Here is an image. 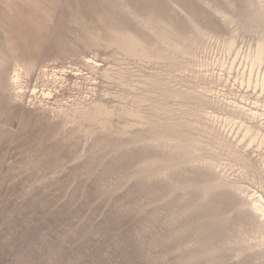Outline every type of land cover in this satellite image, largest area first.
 I'll return each instance as SVG.
<instances>
[{
	"label": "rangeland",
	"instance_id": "rangeland-1",
	"mask_svg": "<svg viewBox=\"0 0 264 264\" xmlns=\"http://www.w3.org/2000/svg\"><path fill=\"white\" fill-rule=\"evenodd\" d=\"M243 5L0 0V264H264L228 240L245 210L220 190H181L209 171L168 167L178 155L152 141L196 110L167 97L184 80L193 88L194 67L143 52L158 51L159 21L188 37L192 18L226 32L212 8ZM253 38L240 31L238 43Z\"/></svg>",
	"mask_w": 264,
	"mask_h": 264
},
{
	"label": "bare ground",
	"instance_id": "bare-ground-1",
	"mask_svg": "<svg viewBox=\"0 0 264 264\" xmlns=\"http://www.w3.org/2000/svg\"><path fill=\"white\" fill-rule=\"evenodd\" d=\"M228 4L235 8L231 2ZM243 4L246 13L212 8L226 28L231 26L226 32L212 24H197L190 18L194 29L188 37L169 23L159 21L162 26L156 31L158 51L146 47L143 52L154 58L182 55L187 70L191 64L194 67L193 88L184 80L181 87L185 90L172 89L167 97L193 101L196 110L182 112L176 124L153 128L157 136L152 141L167 147L180 159L168 167L199 165L210 173H202L198 181L178 183V187L198 189L201 197L215 190L221 191L219 198L223 200L229 195L233 208L246 213V221L236 228L229 242L242 244L238 255L251 251L255 259L264 260V0H243ZM240 31L254 37L244 47L238 43ZM121 40L134 45L131 39ZM18 79L21 77L16 75L15 80ZM248 91L252 93L247 94ZM156 109L167 111L162 106ZM174 111L169 112L174 115ZM214 250L209 247L205 253ZM209 264L218 263L210 260Z\"/></svg>",
	"mask_w": 264,
	"mask_h": 264
}]
</instances>
